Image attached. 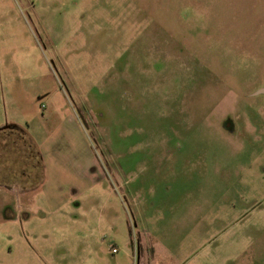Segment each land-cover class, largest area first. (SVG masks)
Segmentation results:
<instances>
[{
	"label": "rangeland",
	"instance_id": "rangeland-1",
	"mask_svg": "<svg viewBox=\"0 0 264 264\" xmlns=\"http://www.w3.org/2000/svg\"><path fill=\"white\" fill-rule=\"evenodd\" d=\"M11 124L0 264H264V0H0Z\"/></svg>",
	"mask_w": 264,
	"mask_h": 264
},
{
	"label": "trees",
	"instance_id": "trees-1",
	"mask_svg": "<svg viewBox=\"0 0 264 264\" xmlns=\"http://www.w3.org/2000/svg\"><path fill=\"white\" fill-rule=\"evenodd\" d=\"M45 175L43 155L27 130L11 124L0 128V186L37 188Z\"/></svg>",
	"mask_w": 264,
	"mask_h": 264
},
{
	"label": "crops",
	"instance_id": "crops-1",
	"mask_svg": "<svg viewBox=\"0 0 264 264\" xmlns=\"http://www.w3.org/2000/svg\"><path fill=\"white\" fill-rule=\"evenodd\" d=\"M76 122H78V120H77ZM76 122H75V123H76ZM77 126H78V125H77Z\"/></svg>",
	"mask_w": 264,
	"mask_h": 264
},
{
	"label": "built area",
	"instance_id": "built-area-1",
	"mask_svg": "<svg viewBox=\"0 0 264 264\" xmlns=\"http://www.w3.org/2000/svg\"><path fill=\"white\" fill-rule=\"evenodd\" d=\"M114 252H116V250H114Z\"/></svg>",
	"mask_w": 264,
	"mask_h": 264
}]
</instances>
